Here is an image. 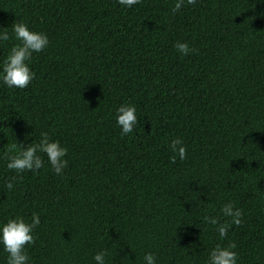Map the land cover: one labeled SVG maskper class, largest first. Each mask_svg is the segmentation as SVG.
I'll list each match as a JSON object with an SVG mask.
<instances>
[{"label": "trees", "instance_id": "1", "mask_svg": "<svg viewBox=\"0 0 264 264\" xmlns=\"http://www.w3.org/2000/svg\"><path fill=\"white\" fill-rule=\"evenodd\" d=\"M175 2L0 0L11 37L0 61L19 43L15 21L49 37L26 88L0 84V221L39 215L32 264H95L101 250L106 264H143L146 252L157 264H206L229 243L238 264H264V0H196L173 13ZM178 41L194 51L179 54ZM124 103L138 124L121 136ZM42 131L67 148L63 175L43 153L35 173L7 169L9 145ZM176 138L186 157L173 162ZM228 202L241 224L221 238L202 218L230 220Z\"/></svg>", "mask_w": 264, "mask_h": 264}, {"label": "clouds", "instance_id": "2", "mask_svg": "<svg viewBox=\"0 0 264 264\" xmlns=\"http://www.w3.org/2000/svg\"><path fill=\"white\" fill-rule=\"evenodd\" d=\"M118 4L124 8H132L140 0H117ZM196 0H176L172 9L173 13L181 9L183 5L195 4ZM0 26V42L11 39L7 31L2 30ZM11 31L18 44H13L9 49L7 56L0 61V84L8 88L24 89L35 76L31 69L32 54L42 52L49 45V37L43 31L31 29L24 22L15 21L11 25ZM176 51L181 55H188L194 49H191L187 42L178 41L174 45ZM116 125L120 128L121 136L133 133L138 124V115L135 105L121 104L115 112ZM31 135V133L29 134ZM28 137L26 136L25 139ZM170 147L175 155L172 157L173 162L176 156L183 160L186 157V148L179 138L170 141ZM8 152H14V155L8 157L6 168L14 170L16 174L25 171L35 173L43 166L41 153L47 157V162L54 173L63 175V170L68 165L65 159L67 148L61 145L59 140L50 138L47 132H41L38 141L32 140L31 143L24 147L23 142L12 143L9 145ZM15 179V177H14ZM8 190L13 189V182L6 183ZM224 217L230 218L224 223H220L215 216L205 215L203 223L215 226L219 237L224 238L228 235V229L232 225L241 224L242 211L234 207L231 202L224 203L220 208ZM40 224V217L33 213L31 220H25L21 216L9 218L6 221H0V248L7 253L6 264H32L27 252V245L34 243V229ZM236 245L229 243L226 246L216 245L209 253L206 264H238V253L235 251ZM107 251L101 250L96 252L92 259L95 264H106ZM143 264H157L156 255L153 252H146L143 257Z\"/></svg>", "mask_w": 264, "mask_h": 264}]
</instances>
